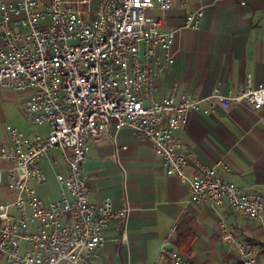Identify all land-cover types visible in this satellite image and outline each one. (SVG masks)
<instances>
[{"label": "built area", "instance_id": "2783aa9c", "mask_svg": "<svg viewBox=\"0 0 264 264\" xmlns=\"http://www.w3.org/2000/svg\"><path fill=\"white\" fill-rule=\"evenodd\" d=\"M66 2L0 0V88L27 92V119L48 128L34 137L10 125L0 133V184L15 193L11 203L0 204V253L7 263L92 264L106 242L105 227L125 221L127 201H91L82 174L89 139L113 121L149 142L165 173L187 186L191 202L227 203L264 231V198L224 179L221 172L231 168L223 159L188 176V158L175 136L190 112L207 115L240 102L263 108L264 83L254 84L248 73L235 94L215 85L201 97L177 96L173 87L157 98L158 79L174 61L175 30L163 29L172 0H101L90 18ZM149 9L161 15H148ZM202 17L201 8L189 11L185 26L198 29ZM51 150L60 152L64 171L55 174L59 199L46 202L29 181L46 182L39 162ZM221 237L235 247L239 264H259L258 242L238 240L225 225ZM165 255L171 264H188L177 251L161 249L158 259Z\"/></svg>", "mask_w": 264, "mask_h": 264}, {"label": "crops", "instance_id": "0c3cea01", "mask_svg": "<svg viewBox=\"0 0 264 264\" xmlns=\"http://www.w3.org/2000/svg\"><path fill=\"white\" fill-rule=\"evenodd\" d=\"M100 1L67 0L66 4L90 18ZM172 2L163 29L175 30L174 61L158 79L157 98L171 95L173 87L177 96L190 93L201 97L215 85L222 93L235 94L244 88L248 73L254 84L264 83V0ZM198 8L203 10L199 28L186 27L187 13ZM86 9L90 12L84 13ZM147 13L161 15L157 9ZM24 103L27 106V95ZM43 130L46 134L48 128L43 126ZM175 136L188 158V176L223 159L231 168L221 172L224 179L264 198V107L254 109L240 102L218 106L207 115L190 112ZM88 143L82 174L90 200L110 199L116 206L127 201L130 207L125 221L114 220L105 227L106 242L92 264H171L168 255L158 259L161 249L179 252L188 264H239L237 250L221 237L223 225L232 229L238 240L260 242L261 260L264 239L257 233L259 223L233 213L227 203L191 202L187 186L165 173L149 142L136 137L131 129H116L113 121L106 132ZM42 164L56 169L54 176L64 171L56 150L43 156ZM46 183L47 178L43 184L29 181L46 202L59 199V184L55 194H47ZM14 198L15 193L0 184V204ZM172 226V236L165 239ZM0 264H8L1 253Z\"/></svg>", "mask_w": 264, "mask_h": 264}, {"label": "rangeland", "instance_id": "374dc122", "mask_svg": "<svg viewBox=\"0 0 264 264\" xmlns=\"http://www.w3.org/2000/svg\"><path fill=\"white\" fill-rule=\"evenodd\" d=\"M26 93L27 92L16 91L11 87L0 88V133L2 135L5 134L4 128L7 125L17 127L19 131L29 137L45 134L43 126L33 125L26 117V104L24 103V99L26 95H28V93ZM41 166L40 168L47 178L44 189L47 194H55L59 188L54 176V170L56 169L52 170L48 167H44L46 164H42ZM256 227L260 239H264V231L260 227V224ZM259 264H264V255H262Z\"/></svg>", "mask_w": 264, "mask_h": 264}, {"label": "trees", "instance_id": "16d2710c", "mask_svg": "<svg viewBox=\"0 0 264 264\" xmlns=\"http://www.w3.org/2000/svg\"><path fill=\"white\" fill-rule=\"evenodd\" d=\"M258 243H260V242H258ZM261 244V243H260Z\"/></svg>", "mask_w": 264, "mask_h": 264}]
</instances>
